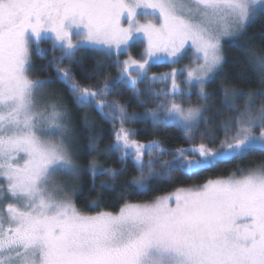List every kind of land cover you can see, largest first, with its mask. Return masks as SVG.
Masks as SVG:
<instances>
[{"label": "snow or ice", "instance_id": "snow-or-ice-1", "mask_svg": "<svg viewBox=\"0 0 264 264\" xmlns=\"http://www.w3.org/2000/svg\"><path fill=\"white\" fill-rule=\"evenodd\" d=\"M262 3L0 0V264H264V99L257 103L264 97V51L249 50L257 89L222 85V137L212 134L206 115L212 100L206 85L222 67L224 41L243 35ZM49 33L53 49L59 45L62 51L54 59L57 75L33 78L32 42L39 48ZM137 39L146 45L140 59L129 55L121 61ZM84 48L115 54L116 77L106 76L100 86L82 85L70 64ZM189 53L184 68L149 75L154 64H176ZM65 58L69 66L62 67ZM161 82L164 88L154 87ZM56 83L68 89L78 108H95L113 125V140L104 149L96 135L88 136L90 152L121 157L120 168H105L95 156L89 160L93 182L105 177L90 206H100L104 192L126 172V161H133L138 174L122 183L118 212L88 214L74 202L82 168L69 143L70 112L50 89ZM141 83L147 85L144 95L156 98L154 108L129 113L126 104L108 99L130 86L137 102L145 103ZM193 89L195 103L184 99ZM83 120L88 127L86 113ZM136 122L176 126L189 147L143 143L126 127ZM249 157L227 177L129 202L151 190L149 179L171 182L177 173L191 177Z\"/></svg>", "mask_w": 264, "mask_h": 264}, {"label": "trees", "instance_id": "trees-1", "mask_svg": "<svg viewBox=\"0 0 264 264\" xmlns=\"http://www.w3.org/2000/svg\"><path fill=\"white\" fill-rule=\"evenodd\" d=\"M250 49L264 51V8L258 10L256 17L248 23L245 39L237 44L228 46L219 75L207 84V89L210 90L215 102L218 103L219 98L223 95L221 85H231L243 92L259 87L258 71L254 70V64L250 63L249 60L252 53L249 51ZM37 53L38 52L34 50L31 55L33 78L55 79L57 72L54 66V59L61 57V49L48 47L45 52H42V55ZM61 66H69V59L65 58ZM70 66L76 79L82 85L93 84L100 86L102 80L106 76L115 78L118 73L116 60L113 55L111 57H106L102 53L91 48H84L77 51L74 54ZM167 68H169V65L160 63L153 65L151 71H164ZM139 88L142 93L141 99L145 100V103L137 102L130 86L125 88L122 92L112 93L108 99H118L121 103L126 104L129 113L133 111L143 113L148 108H154L156 106V98L144 95L147 85L141 83ZM50 89L55 90L54 94L62 98L66 103L74 129L69 143L77 163L82 168L79 180L74 182L76 185L72 193L74 202L78 208L88 214L97 211H118L124 203L118 195V193L121 192L122 183L133 175L138 174L133 166V161L131 159L126 161V172L116 180L114 188L104 192L99 207L94 205L90 206V202L92 199L96 198L100 181L105 179V177L98 176L93 182L87 167L89 160L95 156L98 164L103 165L105 168H120L121 157L118 153L96 155V153H92L88 149L89 134H94L99 138L100 149H104L112 142V123L104 120L95 108H78L73 103V98L69 94L68 89L63 84H53L50 86ZM85 113L89 120L88 127L85 126L83 120ZM126 127L134 129L136 131L135 138L143 143H147L154 139L159 140L168 150H173L177 147L187 148L189 146L184 139L183 132L176 126L153 128L150 122H136L128 124ZM254 156L258 162V154H254ZM252 159L253 157H249L244 161H233L229 164H222L215 169L201 171L191 177L177 173L171 182L149 179L148 184L151 186V190L144 195L130 196L129 202L142 203L152 199L153 196H162L177 188L202 184L209 179L227 177L231 172L235 171L237 164L244 167Z\"/></svg>", "mask_w": 264, "mask_h": 264}, {"label": "rangeland", "instance_id": "rangeland-1", "mask_svg": "<svg viewBox=\"0 0 264 264\" xmlns=\"http://www.w3.org/2000/svg\"><path fill=\"white\" fill-rule=\"evenodd\" d=\"M257 8H258V10L264 8V3H262L260 5H257ZM141 22L142 23L144 22L143 18H141ZM245 37H246V31L244 32L243 35H240V36H237V37H234V38L225 39V41H224V57H225V53H226V51L228 49V46L241 42L243 39H245ZM145 46H146L145 43H143L141 41V39H137V40H135V41L130 43V46L127 49L126 52H122L120 54L119 59L121 61H123V60L127 59L129 57V55L132 56L133 58L140 59L141 53H142L143 48ZM48 47H53V37H52V35L50 33L49 34H45V35L42 36V39L39 42V48L37 47L35 40H33L32 47H31V54H32V52H34V50H36V52H38L37 54H41L42 55V53L39 51V49H43V52H45L48 49ZM55 48H60V47H59V45H56ZM251 56H252V53H251ZM113 57L116 60L115 54H113ZM190 58H191V54L189 53L186 57L181 59L176 64H169L167 62H161L162 64L169 65V68H167L164 71H151L150 70L149 75H153V74L160 75V74H163V73H168V72H171L173 67L177 68L178 70L182 69V68H184L185 65H188L190 63ZM157 64H160V63H157ZM154 65H156V64H154ZM220 70H221V68L217 69V71L215 72V74L213 76V79L216 78L219 75ZM184 78H185L184 76H179L178 77V82L181 83V87H185V85L183 84ZM154 86L156 88H164L166 85L163 82H161V83H157ZM206 89H207V85H206ZM207 91L211 94L210 90L207 89ZM184 99L185 100L191 99V101L193 103H195L197 101V90L193 89L191 94H190V97H184ZM221 99H222V97L219 98V102L217 103L213 99V95H212V100L209 102V106H208L209 110L206 113V115L209 117L211 129H212V134L215 135L217 138L222 137V135H223L222 129L220 127L221 120L223 119V115H221L222 114L221 111H218V109L221 107ZM261 99H264V97H257V103H259V100H261ZM244 102L245 101L243 99L238 100V104L241 107H243ZM219 134H220V136H219ZM57 179L58 180H64L65 178L58 176ZM177 189H179V188H177ZM177 189H175V190H173V191H171V192H169V193H167L165 195H169L171 193H174ZM118 211H116V212H118ZM92 214H95V213H92Z\"/></svg>", "mask_w": 264, "mask_h": 264}, {"label": "flooded vegetation", "instance_id": "flooded-vegetation-1", "mask_svg": "<svg viewBox=\"0 0 264 264\" xmlns=\"http://www.w3.org/2000/svg\"><path fill=\"white\" fill-rule=\"evenodd\" d=\"M32 55V54H31Z\"/></svg>", "mask_w": 264, "mask_h": 264}]
</instances>
